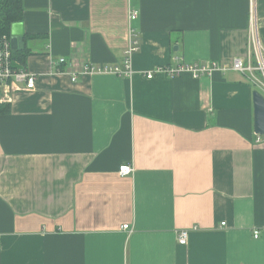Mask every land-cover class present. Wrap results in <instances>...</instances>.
Returning a JSON list of instances; mask_svg holds the SVG:
<instances>
[{
    "label": "crops",
    "instance_id": "crops-1",
    "mask_svg": "<svg viewBox=\"0 0 264 264\" xmlns=\"http://www.w3.org/2000/svg\"><path fill=\"white\" fill-rule=\"evenodd\" d=\"M23 1L38 84L0 115V264H264L258 89L233 70L144 75L247 58L250 0ZM257 18L264 47V0ZM131 31L132 77L72 81L123 68Z\"/></svg>",
    "mask_w": 264,
    "mask_h": 264
},
{
    "label": "built area",
    "instance_id": "built-area-1",
    "mask_svg": "<svg viewBox=\"0 0 264 264\" xmlns=\"http://www.w3.org/2000/svg\"><path fill=\"white\" fill-rule=\"evenodd\" d=\"M138 11H131V19L137 18ZM131 42L129 49L126 51L124 67L104 66L93 63H84L75 73L72 74V81L76 82L79 76L94 74H115L121 77L130 78L134 75L131 68V57L139 50V40L137 35L131 31ZM12 36H0V104H11L16 93L32 92L37 89L38 76L30 72L27 67H23L15 59V50L12 47ZM249 47L250 52L247 58H235L230 63H194L163 65L156 67L154 70L144 74L147 79H154L157 76L165 75L170 78L179 77L182 74L189 73L195 78L211 76L216 71L233 70L242 73L248 77L255 87L264 94V47L261 41L260 31L257 18V0H250V29H249ZM53 67L59 73H65L62 66H73L66 58H59L52 62ZM261 137H258V141ZM133 167L125 165L120 169L121 175H130ZM225 224H223L224 226ZM124 229H129L125 225ZM259 233H255V238ZM189 232L182 231L179 233L178 241L180 245H187Z\"/></svg>",
    "mask_w": 264,
    "mask_h": 264
},
{
    "label": "trees",
    "instance_id": "trees-1",
    "mask_svg": "<svg viewBox=\"0 0 264 264\" xmlns=\"http://www.w3.org/2000/svg\"><path fill=\"white\" fill-rule=\"evenodd\" d=\"M24 10L23 0H0V36H10L13 25L23 22ZM30 38L36 37L25 35L26 40ZM30 54L28 48L24 47L23 50L15 52V59L21 66L26 67V61ZM256 91L261 93L259 90ZM11 110L10 104H0V115L10 114Z\"/></svg>",
    "mask_w": 264,
    "mask_h": 264
},
{
    "label": "water",
    "instance_id": "water-1",
    "mask_svg": "<svg viewBox=\"0 0 264 264\" xmlns=\"http://www.w3.org/2000/svg\"><path fill=\"white\" fill-rule=\"evenodd\" d=\"M12 47L15 51H21L25 47V34L22 23L14 24L11 31ZM177 51V48L175 49ZM254 103V131L257 136H264V96L255 91L253 93Z\"/></svg>",
    "mask_w": 264,
    "mask_h": 264
}]
</instances>
